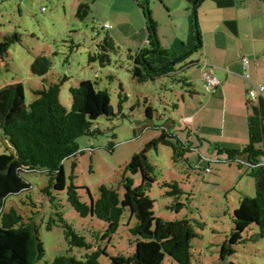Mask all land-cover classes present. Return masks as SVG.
<instances>
[{"label": "rangeland", "instance_id": "rangeland-1", "mask_svg": "<svg viewBox=\"0 0 264 264\" xmlns=\"http://www.w3.org/2000/svg\"><path fill=\"white\" fill-rule=\"evenodd\" d=\"M182 1H185V7L192 5L186 0ZM148 2L151 17L158 23L160 45L168 49L173 47L177 53H181L184 48L180 38L189 31V10H174L170 14L166 3H160V0ZM80 3L88 6L83 19L76 15ZM136 4L132 0H0V42L5 36L14 34L19 38V41L10 43L6 53L0 57V86L21 81L26 103H29L35 98L33 90L67 76L68 79L60 86L59 101L68 108L71 100L69 87L83 79H91L96 89L108 91L115 115L110 118L101 116L96 120L93 127L98 128L100 133L77 138L80 150L84 152L64 160L62 176L53 192L58 197L64 218L88 239L107 245L110 256L133 253L135 242L125 226L129 217L132 218L129 224L134 223L132 212L127 207L109 243L104 239H95L89 231L94 230L97 235L106 232V223L94 217L81 218L66 201L64 185L68 182L72 161L76 162L74 184L81 200L90 202L96 199L101 183L118 186L122 197L127 199L120 185L123 168L147 141L160 134L162 128L172 130L181 138L187 136L196 108L204 103L202 94L190 97L186 87L170 77L160 76L144 83L132 79V60L129 56L135 55L144 45L147 32L145 20ZM106 22L110 24L108 28L103 27ZM107 34L115 44V51L110 54L111 64L102 67L97 62H89L88 55L99 50L97 45ZM40 53L51 60L50 70L45 76H37L30 71L34 56ZM197 55H191V59ZM201 71L198 65H189L179 70L176 77L189 76L188 79L200 93L199 89L205 85ZM120 84L127 96L121 108L118 107ZM175 104L177 108L173 106ZM147 106L153 108L151 117L146 115ZM204 114L206 112L199 111L195 123L201 121V117L205 118ZM213 114L216 119L206 114L204 125L220 126L222 131L217 134L214 129L207 131L202 128L198 131L194 126L198 135L205 133L210 135L209 140H213L214 135L229 137L235 133V128L229 125L230 116L226 115L223 123L222 114ZM110 141L115 145L112 149L109 148ZM191 142L194 148L184 151L182 156H174L172 147L168 145H159L157 150L147 153L154 165L152 176L155 182L144 191L154 200L155 230L169 219L186 217L189 221L195 232L191 241V264H222L218 259L220 246L233 229V212L241 198L254 196V179L249 175L250 169L246 164H228L221 155L219 158L222 162L215 161L216 153L208 144L202 142L200 145L196 136L191 138ZM7 146L0 133V167L9 160L10 150ZM207 160L211 161L209 165ZM207 166L210 170L206 169ZM23 176L30 183V189L7 197L5 204L23 215L38 210L35 221L40 225L38 235L44 244V261L51 262L68 245L63 238L62 228L54 225L47 230L46 223L40 222H45L52 211L47 197L41 193L48 182L47 177L38 171L23 173ZM131 176L134 185L141 184L139 172ZM165 181L178 183L182 194L178 197L168 195L167 188L161 186ZM22 201L35 202L37 207L24 205ZM176 202L183 205L175 206ZM229 259L240 264H264V238L258 236L254 225L244 232L242 242L237 244L236 252ZM99 262L112 264L109 257L104 255L100 256ZM162 264L176 263L166 255Z\"/></svg>", "mask_w": 264, "mask_h": 264}, {"label": "trees", "instance_id": "trees-1", "mask_svg": "<svg viewBox=\"0 0 264 264\" xmlns=\"http://www.w3.org/2000/svg\"><path fill=\"white\" fill-rule=\"evenodd\" d=\"M134 1L143 15L147 32L144 45L135 55L129 56L132 60L130 69L132 79L144 83L156 77L167 76L185 86L190 97L196 96L197 93L190 89L192 85L188 77L177 78L176 74L189 65H196L198 61L192 60L191 55L199 53L202 45L197 23V8L203 0H188L192 4L187 9L190 12L194 36L193 42L181 53L160 45L158 23L151 17L148 0ZM87 12L88 6L80 3L76 15L83 19ZM16 41H19V38L15 34L5 36L0 42V57L6 53L10 43ZM97 46L99 50L89 53L88 61L97 62L102 67L110 65V54L115 51V44L110 35H105ZM242 58L247 59L246 67H243L247 77H243L248 80L249 89L251 82H256L249 78L247 72L248 57ZM50 67V58L40 53L34 56L30 71L34 75L45 76ZM67 79L68 77L64 76L61 81L42 84L40 88L33 90L35 98L29 103H26L21 81L0 86V133L10 150L9 160L0 167V264H40L42 261L41 264H100L101 255L109 257L112 264H162L166 255L176 264H191V241L195 232L189 221L186 217L169 219L155 230L154 200L144 189L155 182L152 176L154 165L149 161L147 153L153 149L157 150L159 145H168L172 147L174 156H182L184 151H190L194 146L191 142L193 136H196L200 145L205 142L216 153L215 161L222 162L219 158L221 155L228 164L234 162L238 166L246 164L250 169L249 175L254 179V196L245 195L241 198L233 212V229L222 242L218 252V259L222 264H240L229 257L236 252L237 244L242 242L244 232L250 225H254L258 236L264 238V97L252 100L248 98L246 89L248 138L240 148H230L220 142L206 141L190 127L187 136L182 138L172 130L162 128L160 134L147 141L134 155L132 161L123 168L120 185L127 199L122 197L118 186L101 183L96 199L90 202L81 200L74 184L76 162L72 161L68 182L64 185L66 201L81 218L94 217L106 223V232L97 235L96 231H89L95 239H104L109 243L127 207L132 212L134 223L129 224L131 218L129 217L125 226L135 242V249L130 255L119 253L110 256L106 250L107 245L88 239L64 218L58 197L53 192L56 182L62 176L64 160L75 158L77 153L84 152L80 150L77 138L100 133L98 128L93 127L96 120L101 116L110 118L115 115L108 91L96 89L94 87L96 84L91 79H83L77 85L69 87L71 97L69 108L60 103V86ZM119 88L118 107L121 108V103L126 102L127 96L122 92L121 84ZM173 106L177 108V104ZM152 112L153 108L147 106V117H151ZM114 146V142L110 141L109 148L112 149ZM207 163L209 165L211 161L207 160ZM206 169L210 170V167L207 166ZM36 171L47 177L48 182L41 189V193L47 197L52 208L47 220L40 222L46 223L47 230H51L54 225L62 228L63 238L68 245L51 262L44 261V244L38 235L40 225L35 221L38 210L23 215L14 207L7 208L5 204L7 197L30 189V183L24 178L23 173ZM138 172L141 184L134 185L131 175ZM178 185L176 182L165 181L161 186L167 188L168 195L178 197L182 194ZM22 202L24 205L37 207L35 202ZM182 205V202L175 203V206Z\"/></svg>", "mask_w": 264, "mask_h": 264}, {"label": "crops", "instance_id": "crops-1", "mask_svg": "<svg viewBox=\"0 0 264 264\" xmlns=\"http://www.w3.org/2000/svg\"><path fill=\"white\" fill-rule=\"evenodd\" d=\"M161 2L164 5L167 4L166 9L170 11V14L174 10L185 11L187 9L184 6L185 1L182 0H170V2L160 0ZM187 17L190 21L188 22L189 31L185 34L186 36L180 38L184 49L193 42L194 36L190 14ZM197 17L202 45L197 57L192 60H198L196 65L202 70L210 66L219 84L215 87H208L204 81L205 85L199 89L200 93H198L195 85L189 80L192 85L190 89H193L197 96L202 94L204 97V103L196 108L189 123L190 128L195 130L194 126H197L198 131L203 130L202 128L207 131L214 129L217 134L220 130L222 131V128L220 126L211 127L212 124L209 123L204 125L206 114L212 115L215 119L216 116L213 113L222 114L223 123L228 115L230 116L229 125L235 128L233 135L224 137L218 134L211 136L213 140H209L210 135L205 133L198 136L209 142H220L226 147L240 148L248 138L246 129L248 112L245 105L246 89L249 87L248 80L243 77L245 69L240 59L242 56L248 57L249 78L264 85V2L260 0H203L197 8ZM170 50L175 51L173 47ZM199 111H204L206 114H204L205 118L201 117L199 119L201 121H196L198 122L196 124L195 117Z\"/></svg>", "mask_w": 264, "mask_h": 264}, {"label": "built area", "instance_id": "built-area-1", "mask_svg": "<svg viewBox=\"0 0 264 264\" xmlns=\"http://www.w3.org/2000/svg\"><path fill=\"white\" fill-rule=\"evenodd\" d=\"M103 26L109 27L110 24L106 22L103 24ZM241 63L243 67H246L247 59L242 58ZM201 72L208 87H215L219 84V80L212 74V69L210 67H204ZM243 76L247 77L246 72L243 73ZM247 96L252 100H256L259 97H264V85L251 82V87L247 90Z\"/></svg>", "mask_w": 264, "mask_h": 264}]
</instances>
